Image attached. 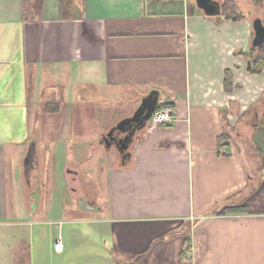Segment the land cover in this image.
<instances>
[{
    "label": "crops",
    "instance_id": "1",
    "mask_svg": "<svg viewBox=\"0 0 264 264\" xmlns=\"http://www.w3.org/2000/svg\"><path fill=\"white\" fill-rule=\"evenodd\" d=\"M29 1L0 0L9 264H264V108L235 132L224 122L238 117L247 81L264 92V73L255 79L244 56L253 21L208 17L192 0H44L39 15ZM154 91L176 121L148 122L123 160L104 137ZM93 99L107 125L88 118Z\"/></svg>",
    "mask_w": 264,
    "mask_h": 264
},
{
    "label": "rangeland",
    "instance_id": "2",
    "mask_svg": "<svg viewBox=\"0 0 264 264\" xmlns=\"http://www.w3.org/2000/svg\"><path fill=\"white\" fill-rule=\"evenodd\" d=\"M233 3L236 5V10H235V13L232 12L229 14V19H232V20H236L238 18H243V16H247L249 17L252 21H254L256 18H261L263 21H264V0H233ZM222 5H223V9L227 7H229V2L228 1H223L222 2ZM63 6H64V9L67 10V2L66 3H63ZM225 16V15H224ZM245 57H250V56H253L252 54V48L251 50L248 51V54L244 55ZM264 73V71L262 73H256V72H251L252 75H254L255 79L256 77H259L261 76L262 74ZM233 79V78H232ZM254 82L251 81V82H248L247 81V84L244 85L246 87L243 86V91L241 92V96H238V99L236 100L237 101V113L236 115L238 116L237 118H226L224 120L225 122V125L232 128L233 129V123L234 124V132L237 131L238 127H240V125H247L249 126L251 123H255L256 121V112L259 113V115L262 114L263 112V108H264V92H263V88L262 87H258L257 90H252V88L249 86L251 85L252 86V83ZM249 84V85H248ZM243 85V84H242ZM238 89L242 88V87H237ZM53 93H55L54 91H52V95ZM53 98V97H52ZM257 99V100H256ZM259 99H261L259 101ZM259 101L257 104L255 102V104L257 105V107L255 106V108H252V109H249V110H240V108L242 106H244L245 108L244 109H247V107L251 106V103L253 101ZM254 104V105H255ZM96 105H97V99H93L89 102V105H88V108L87 110H90V113L88 115V118H97L96 119V122H93V123H96L100 126H104V125H107L108 123H110L111 121V118L108 117L107 119H104L106 117L105 114H99L96 110ZM113 109L114 111H117L118 108L113 106ZM259 111V112H258ZM241 113V114H240ZM240 118V120H239ZM231 119V120H230ZM57 121L59 120L58 118L56 119ZM238 121H241V122H238ZM236 123H238V125H236ZM242 127V126H241ZM240 129V128H239ZM233 132V133H234ZM235 135V133H234ZM234 142V141H233ZM233 146L235 147V143L233 144ZM236 148V147H235ZM106 148H103L101 145H100V153L101 155H105V153L107 152L106 150H104ZM241 150V148H240ZM115 151H117L116 149L114 150V153ZM249 152H251V150H247L245 148V154L248 155ZM24 162H25V159H24ZM23 162V163H24ZM13 199L11 200L10 197H9V203H10V211H12V207H14V199H17L18 201V195L17 194H13ZM6 229V231H8V233H11V230L8 228H4ZM1 231V229H0ZM15 233V232H14ZM23 234V231H20L18 236L22 235ZM0 251L2 252L3 254V261L0 262V264H9L10 262H12L14 259V253L12 249V244L7 236V234L5 233H2L0 232ZM1 255V254H0Z\"/></svg>",
    "mask_w": 264,
    "mask_h": 264
},
{
    "label": "water",
    "instance_id": "3",
    "mask_svg": "<svg viewBox=\"0 0 264 264\" xmlns=\"http://www.w3.org/2000/svg\"><path fill=\"white\" fill-rule=\"evenodd\" d=\"M196 6L208 17H220L223 13L221 3L216 0H192ZM253 31H254V38L252 41L253 48H260L264 46V22L261 18H256L253 23ZM252 63L248 61L247 71L251 72ZM159 104V94L158 92L154 91L149 96L142 99L140 106L135 111L132 117L126 118L122 120L114 129H112L105 137L104 140L108 141L109 138H113L117 131H126V128L132 129V133L129 137L133 138L138 133L143 131L153 116L154 113L158 110ZM127 138V137H126ZM124 139L122 143L128 139ZM126 142V143H127ZM123 146L124 151L128 150V145ZM30 150L25 158L24 167L26 169L25 178L27 182H30V175L31 171L34 169V160L36 154V146L33 143L30 145ZM118 149V147L116 146ZM119 151V150H118ZM123 152V151H121ZM131 157V154H129ZM81 206L84 209H93V205H87L84 200H81Z\"/></svg>",
    "mask_w": 264,
    "mask_h": 264
},
{
    "label": "trees",
    "instance_id": "4",
    "mask_svg": "<svg viewBox=\"0 0 264 264\" xmlns=\"http://www.w3.org/2000/svg\"><path fill=\"white\" fill-rule=\"evenodd\" d=\"M229 2V7L223 9V13L222 15H225V16H228L229 17V14L234 12L235 13V10H236V5L233 3V0H228ZM63 3L65 2H62V7L63 6ZM43 6H44V0H30L28 2V9L29 11L32 13V14H35V15H39L42 13L43 11ZM68 6V5H67ZM242 18H238L236 20H240ZM252 54L253 56H250L249 57V61H251L252 63V68H251V72H256V73H262L264 71V46L260 47V48H252ZM225 86H226V90L228 92H230L232 90V87H233V79H232V75L230 73V71H228L227 73V76H226V82H225ZM168 107L167 105H160L158 107V110H161L163 108H166ZM257 118V117H256ZM229 137L227 135H224L220 138V143H221V146H223L224 142L226 140H228ZM240 211H244L243 209H238Z\"/></svg>",
    "mask_w": 264,
    "mask_h": 264
},
{
    "label": "built area",
    "instance_id": "5",
    "mask_svg": "<svg viewBox=\"0 0 264 264\" xmlns=\"http://www.w3.org/2000/svg\"><path fill=\"white\" fill-rule=\"evenodd\" d=\"M176 119L174 118V110L172 107H166L161 110H157L156 113L153 114L151 119L149 120V123L151 124L152 127H158V126H171ZM231 154L230 151H224L222 152V155L228 156ZM55 249L58 253H63L64 251V245L63 242L57 241L55 245Z\"/></svg>",
    "mask_w": 264,
    "mask_h": 264
},
{
    "label": "flooded vegetation",
    "instance_id": "6",
    "mask_svg": "<svg viewBox=\"0 0 264 264\" xmlns=\"http://www.w3.org/2000/svg\"><path fill=\"white\" fill-rule=\"evenodd\" d=\"M216 1L221 3L222 11H223L222 2L223 1H228V0H216ZM131 133H132V129H130V128H126V131H117L115 133V135L113 136V138H109V140L108 141H104V143L106 144V146H110V145L115 144V147L116 146L118 147L119 153L122 156L123 160H127L129 158V154H131V149H132V146H133V143H134V139H135V136L133 138L129 137V135ZM125 138L128 139V142H127V140H125L122 143V141ZM124 143H126V145H128V150L124 151V149H123L124 148L123 146L125 145ZM121 151H123V152H121Z\"/></svg>",
    "mask_w": 264,
    "mask_h": 264
}]
</instances>
